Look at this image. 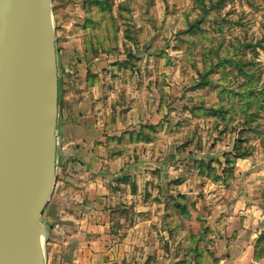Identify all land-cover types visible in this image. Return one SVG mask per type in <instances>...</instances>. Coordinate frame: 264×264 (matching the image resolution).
Wrapping results in <instances>:
<instances>
[{"label":"rangeland","instance_id":"374dc122","mask_svg":"<svg viewBox=\"0 0 264 264\" xmlns=\"http://www.w3.org/2000/svg\"><path fill=\"white\" fill-rule=\"evenodd\" d=\"M197 1L52 0L58 117L54 185L41 214L44 264H69V237L85 226L75 207L86 171H94L104 187L123 192L126 185L136 187L128 174L136 162L131 156L144 154L150 173L156 170L149 171L151 164H160L155 157H162L165 185L201 197L198 188L207 180L222 182L236 153L264 150V49L256 47L264 30V0H227L221 6L212 0L214 8L202 19ZM79 64L87 85L99 69V98L110 107L104 135L95 140L91 131H74L69 118L80 96ZM186 197L179 205L189 206ZM123 206L121 201L114 212L122 233L123 223L138 214ZM173 226L183 238L191 231L176 220ZM203 229L196 228L197 245ZM185 248L202 264L199 248Z\"/></svg>","mask_w":264,"mask_h":264},{"label":"crops","instance_id":"0c3cea01","mask_svg":"<svg viewBox=\"0 0 264 264\" xmlns=\"http://www.w3.org/2000/svg\"><path fill=\"white\" fill-rule=\"evenodd\" d=\"M80 67L82 89L69 118L74 131H91L95 140L104 135L110 107L99 98L103 78L99 69L90 67L97 76L87 85L85 69ZM135 155L128 173L136 183L133 190L126 185L123 192H114L103 186L94 171L83 173L87 180L77 192L75 209L85 226L69 237L73 241L69 264H199L197 254L185 251L189 244L202 251V264H264V150L236 158L222 182L205 179L197 192L201 197L194 190H180V185H165L168 171L161 164L162 157H155L160 164H151L149 171L156 170L150 173L143 166L147 157ZM186 195L191 198L189 206L179 205L178 199ZM121 201L124 208L138 213L132 222L123 223V233L116 229L119 218L114 214ZM174 220L191 227L187 237L176 236ZM195 226L204 228L198 233L200 245L192 240L199 232Z\"/></svg>","mask_w":264,"mask_h":264},{"label":"water","instance_id":"95a60500","mask_svg":"<svg viewBox=\"0 0 264 264\" xmlns=\"http://www.w3.org/2000/svg\"><path fill=\"white\" fill-rule=\"evenodd\" d=\"M51 2L0 0V264H44L58 117Z\"/></svg>","mask_w":264,"mask_h":264},{"label":"trees","instance_id":"16d2710c","mask_svg":"<svg viewBox=\"0 0 264 264\" xmlns=\"http://www.w3.org/2000/svg\"><path fill=\"white\" fill-rule=\"evenodd\" d=\"M194 1H196V0H194ZM226 1L227 0H218V1L215 2V4L218 5V6H221V5L225 4ZM197 3H201V9H199L200 10L199 11L200 14H202L201 19L203 18L204 15H206L207 13H209V11L212 8H214V7H212V4H213V1L212 0H208V1H206V0H198ZM207 3H208V5H207ZM240 14H241V16H243L244 12L241 11ZM198 22H199V20H196L195 22L190 23L188 25L187 30L185 32H189L188 30L191 29V28L193 30L194 25L196 23H198ZM256 44H257L256 47H260L261 49H264V30L260 32V37L257 40ZM252 47H255V46L252 45ZM243 156H247V155H243L242 153H236L235 157L232 159V163L234 162V160L236 158H240V157H243ZM230 162L231 161H229L228 159H226V164H228Z\"/></svg>","mask_w":264,"mask_h":264}]
</instances>
